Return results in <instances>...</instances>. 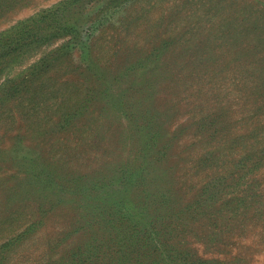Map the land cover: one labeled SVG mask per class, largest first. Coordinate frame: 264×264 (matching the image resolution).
<instances>
[{
    "label": "rangeland",
    "instance_id": "374dc122",
    "mask_svg": "<svg viewBox=\"0 0 264 264\" xmlns=\"http://www.w3.org/2000/svg\"><path fill=\"white\" fill-rule=\"evenodd\" d=\"M62 1H8L0 32ZM255 1L78 0L68 23L0 54V264H50L76 239L56 246L72 221L71 193L52 195L59 171L93 175L145 143L186 201L215 194L173 225L180 249L264 264V53L250 51L260 34L231 36Z\"/></svg>",
    "mask_w": 264,
    "mask_h": 264
},
{
    "label": "trees",
    "instance_id": "16d2710c",
    "mask_svg": "<svg viewBox=\"0 0 264 264\" xmlns=\"http://www.w3.org/2000/svg\"><path fill=\"white\" fill-rule=\"evenodd\" d=\"M8 1L12 4L17 0H0V10ZM76 1L58 2L0 32V54L5 49L15 51L29 43L30 32L40 23L51 28L60 27L59 22L68 23L66 8ZM234 1L231 0V4ZM255 5L253 11L258 12L255 19L247 17L246 26L240 31L235 28L231 36L238 39L249 32L260 34V41L250 51L261 56L264 53V0H256ZM258 18L262 20L259 22ZM262 63L258 71L264 73V55ZM261 80L256 89L263 88L264 77ZM118 152L116 163L104 165L93 175L67 170L57 173L58 183L54 184L52 195L71 193L72 221L64 231L65 238L58 239L56 246H62L72 235L76 239L50 264H204L190 256V250L182 251L180 244L173 241V225L180 227L183 220L205 214L202 209H206V203L201 199L204 194L209 195V191L204 189L202 193L200 189L186 201L170 175L173 167L163 163L166 153L152 143H145L135 155L132 148ZM214 197L215 194H210L207 199ZM37 208L40 214L41 203ZM186 243L188 245V241ZM170 252L177 254L178 261Z\"/></svg>",
    "mask_w": 264,
    "mask_h": 264
}]
</instances>
